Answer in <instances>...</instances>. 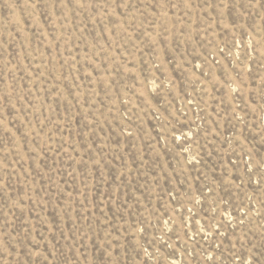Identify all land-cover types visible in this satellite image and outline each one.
Returning <instances> with one entry per match:
<instances>
[{"label": "rangeland", "instance_id": "1", "mask_svg": "<svg viewBox=\"0 0 264 264\" xmlns=\"http://www.w3.org/2000/svg\"><path fill=\"white\" fill-rule=\"evenodd\" d=\"M0 264H264V0H0Z\"/></svg>", "mask_w": 264, "mask_h": 264}]
</instances>
